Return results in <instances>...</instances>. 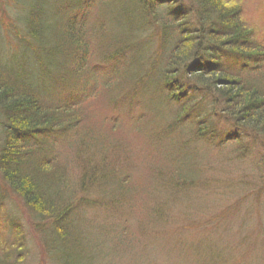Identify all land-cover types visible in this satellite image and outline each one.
Returning <instances> with one entry per match:
<instances>
[{
  "label": "trees",
  "instance_id": "trees-1",
  "mask_svg": "<svg viewBox=\"0 0 264 264\" xmlns=\"http://www.w3.org/2000/svg\"><path fill=\"white\" fill-rule=\"evenodd\" d=\"M109 3L120 34L105 40L96 34L107 19L99 0H8L14 22L0 2V264L29 255L11 197L50 262L109 264L132 244L121 218L132 205L126 161L140 158L154 185L151 222L168 201L161 193L178 202L199 181L197 145L243 141L222 127L264 142V40L239 2ZM136 55L151 69L133 66ZM124 140L137 149H123ZM59 141L66 162L53 151ZM68 168L81 173L77 188Z\"/></svg>",
  "mask_w": 264,
  "mask_h": 264
},
{
  "label": "rangeland",
  "instance_id": "rangeland-1",
  "mask_svg": "<svg viewBox=\"0 0 264 264\" xmlns=\"http://www.w3.org/2000/svg\"><path fill=\"white\" fill-rule=\"evenodd\" d=\"M7 1L0 0L7 12L0 16L4 21L14 22L6 9ZM99 2L103 17L107 19L104 31L97 32V36H103L105 40L111 35L117 37L120 31L115 27L117 24L113 26L116 19L111 22V18L105 15L109 0ZM236 2L242 6L243 18L255 36L264 40V0ZM13 17L19 20L17 14ZM135 59L132 65L141 72L151 69L150 61L143 63L144 60L140 56L138 59L137 55ZM28 64L24 62L27 68ZM163 65L162 61L160 66ZM184 84L187 91H192L190 83ZM155 107L163 109V106L157 104ZM146 117L152 122H158L149 115ZM222 132L237 134L243 137V141L236 144L234 140L227 141L223 137V141L218 138L211 145H197L195 148L198 154L195 157L199 181L178 202L169 196L168 190L161 193L160 196L165 195L163 198L168 201H165L163 210H157L158 218L151 217V222L148 219L149 212L153 211L154 199L158 198L155 195L153 199L148 195L147 190L155 188L150 177L142 179L146 175L143 161L136 158L135 162L126 161L123 164L124 172L129 176L127 184L132 189L125 196L131 198L127 199L132 205L121 218L127 220L131 228L129 234L132 236V244L129 248L122 246L116 252L113 251L112 258L107 260L109 264H264V142L251 141V135L247 137L249 134L241 129L222 127ZM219 140L221 146L217 147ZM64 143H55L53 151L66 162L71 155ZM43 145L46 150L52 148L51 143ZM122 147L129 151L137 149L134 142L127 140L123 141ZM72 169L65 171L67 180ZM72 172L78 174L71 180L76 182L77 188L81 173ZM84 180L87 181L85 177ZM9 208L14 218L20 219L26 231L29 251L25 258L17 253L13 264H53L37 245V230L25 220V209L21 202L11 197ZM113 222L118 224L119 218Z\"/></svg>",
  "mask_w": 264,
  "mask_h": 264
}]
</instances>
